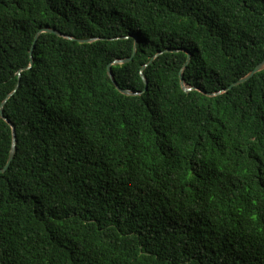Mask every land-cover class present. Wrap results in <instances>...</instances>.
I'll return each instance as SVG.
<instances>
[{
  "label": "trees",
  "instance_id": "16d2710c",
  "mask_svg": "<svg viewBox=\"0 0 264 264\" xmlns=\"http://www.w3.org/2000/svg\"><path fill=\"white\" fill-rule=\"evenodd\" d=\"M263 61L264 0H0V264H264Z\"/></svg>",
  "mask_w": 264,
  "mask_h": 264
},
{
  "label": "water",
  "instance_id": "95a60500",
  "mask_svg": "<svg viewBox=\"0 0 264 264\" xmlns=\"http://www.w3.org/2000/svg\"><path fill=\"white\" fill-rule=\"evenodd\" d=\"M44 32L54 33V34H57V35L61 36L59 33L55 32V31H52V30H41V31H39V32L36 34V36H35V38H34V41H33V44H32V47H31V49H30V56H31V54H32V51H33V49H34L35 42L37 41L38 36H39L41 33H44ZM154 58H155V57H154ZM154 58H152V60H153ZM130 60H131V58H130V59H126V60H122V61H116L115 63H117V64H123V63L129 62ZM152 60H151V61H152ZM31 65H32V59H31V62H30L29 68L31 67ZM263 69H264V61H263L261 64H259L258 66H256V67H255V68H254L249 74H247L245 77H243V78H241L240 80H238L237 82L231 84V85L228 87L227 90H230V89H232V88L235 87V86H238V85L243 84V83L246 82L248 79L252 78V77L254 76V74H256V73L262 71ZM107 74H108L110 80L112 81L114 87H115V88H116L121 94H123V95H131V96L135 95V94H133V93L125 92V91H122V90L119 89V87L117 86V84H116L115 81H114V78H113V76H112V73H111L109 67H108V70H107ZM143 81H144V84L146 85V81H145L144 79H143ZM180 84H181L183 90L188 91V89H186L185 86H184L183 78H182V74H180ZM16 89H17V88H16ZM16 89H15V90H16ZM145 89H146V86H145ZM9 96H10V95H9ZM9 96L7 97V99L9 98ZM7 99H6V100H7ZM6 100H5V101H6ZM2 107H3V104L0 106V118L3 119V120H4L9 126H11V129H12V147H11V150H10V152H9L8 159H7V162H6L5 166L0 170V174L6 172V171L8 170V168H9L11 162H12V159H13V156H14V149H15V132H14V128L12 127L11 123H10L8 120L5 119V117H4V115H3Z\"/></svg>",
  "mask_w": 264,
  "mask_h": 264
}]
</instances>
